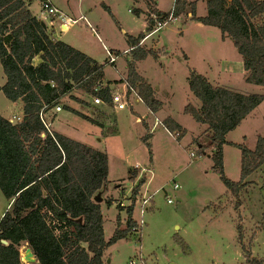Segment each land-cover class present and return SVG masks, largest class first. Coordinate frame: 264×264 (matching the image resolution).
I'll return each instance as SVG.
<instances>
[{
	"label": "rangeland",
	"instance_id": "obj_1",
	"mask_svg": "<svg viewBox=\"0 0 264 264\" xmlns=\"http://www.w3.org/2000/svg\"><path fill=\"white\" fill-rule=\"evenodd\" d=\"M55 1L59 7L72 10L75 18L81 12L92 17L90 21L95 32L107 49L120 51L119 58L115 64L109 63L105 49L84 21H79L64 35L59 34L60 40L72 41L71 38H76L83 47L92 51L99 64L104 66L107 82L122 77L126 79L125 67L131 59V53L124 54V51L130 48L129 38L138 37L142 31L144 37L149 33L145 29V19L129 11L136 7L135 1ZM176 1L155 0L154 3L157 8L170 14L175 11ZM179 1L193 3L196 17L208 15L207 0ZM143 2L146 7L150 2L151 10H155L153 0L138 1ZM102 3L111 8L117 22L102 7ZM186 8L187 11L179 18L177 16L174 23L163 27L140 46L152 48L159 55L166 56L164 60L149 57L139 64L140 71L149 79L152 88H160L155 98L166 103L160 114L158 111L154 115L144 103H135L122 111L106 109L104 112L94 104L89 94L78 88L59 104L63 112L54 120V129L108 156L107 188L100 194L107 240L117 228L118 215L124 218L122 228L126 226L125 209L132 202L135 186V183L128 181L130 170L141 167L137 169V182L145 180L136 200L135 217H140L139 201L145 191L154 196L140 232L111 245L104 254V264H247L249 255L264 260V163L252 172L247 179L248 185L233 195L223 183L221 174L213 170L211 148L207 150L208 155L201 151V145H210V137H206L199 123L184 112L187 105L199 103L189 89L190 72L196 70L204 74L210 67L215 72H222L221 63L230 65L236 61L239 52L229 38L226 42L222 41L220 29L192 20V8L190 5ZM33 10L36 15L41 14L39 1L35 2ZM151 18L155 23L154 14ZM50 19L46 20L41 15L45 24ZM49 30L55 32L51 28ZM58 33H62L60 28ZM233 73L231 79L223 77L219 82L226 86L234 82L235 86L230 89L244 95H264V87L243 81L241 71ZM5 82L6 76L0 62V85ZM120 89L118 85L114 86L112 92ZM65 106L86 112L99 121L90 123L77 115H70ZM21 109V105L11 102L4 93H0V114L15 120V117H22ZM54 112H49L48 121L54 118ZM159 116H172L178 120L186 130L185 136L179 140L175 134H169L160 126ZM226 137L233 145L227 144L223 150L224 174L232 182H238L241 179L242 155L234 144H243L253 150L259 137L264 138V102ZM142 169L150 171L145 173ZM175 185L179 188L175 189ZM108 200L113 203L108 205ZM8 207V200L0 190V219ZM120 208L124 210L120 211ZM238 225L243 229L242 244ZM28 247L27 244L21 247V258ZM35 264H39L38 261Z\"/></svg>",
	"mask_w": 264,
	"mask_h": 264
},
{
	"label": "trees",
	"instance_id": "obj_2",
	"mask_svg": "<svg viewBox=\"0 0 264 264\" xmlns=\"http://www.w3.org/2000/svg\"><path fill=\"white\" fill-rule=\"evenodd\" d=\"M182 3L176 1L175 15H182L190 5L192 20L220 29L222 38L232 40L242 56L247 83L264 87V23L252 22L264 11V4L258 0H207L208 15L196 17L193 3ZM30 4L31 0H0V62L6 76L0 93L13 103H23L20 122L12 123L0 114V190L9 206L0 219V264H23L21 247L24 244L31 248L39 264H104V254L111 245L136 233L133 232L137 229L133 218L136 199L145 180L137 182L138 171L130 170L128 181L135 186L132 202L125 209L126 226L122 228L118 215L117 228L107 240L102 204L95 201L107 188V154L54 130L49 132L41 112H51L75 88L110 103L113 84L107 82L105 88L96 91L99 84H104V66L57 39L45 22L33 15ZM104 8L117 22L109 7L104 5ZM152 14L160 19L169 15L150 10L149 31L154 25ZM143 38V34L130 37V48ZM130 53L126 79L115 84L125 81L137 88L145 106L156 113L163 103L139 75L136 64L148 57L157 59L159 53L145 47H137ZM188 82L201 106L189 104L184 112L207 126L205 135L211 143L201 145V151L208 155L207 150L211 148L213 170L221 174L228 190L237 195L248 185L252 172L264 163V138L259 137L253 150L234 144L241 151L242 161L241 179L232 182L224 174L223 150L225 145H233L226 136L264 102V95H244L215 86L196 70L190 72ZM65 109L90 123H98L69 106ZM163 124L179 140L186 134L182 125L170 117ZM112 203L108 200V205ZM238 229L242 244L243 229L240 225ZM247 264H264V260L249 255Z\"/></svg>",
	"mask_w": 264,
	"mask_h": 264
},
{
	"label": "built area",
	"instance_id": "obj_3",
	"mask_svg": "<svg viewBox=\"0 0 264 264\" xmlns=\"http://www.w3.org/2000/svg\"><path fill=\"white\" fill-rule=\"evenodd\" d=\"M38 1L40 3V8H41V11L44 15V18L46 20H49L50 18H55L56 20H58L60 22V24L64 27V29H62L63 32L69 30L71 27H73L79 21L86 20L85 17H80L79 19H72V18L67 17L52 2V0H38ZM258 1L260 3L264 4V0H258ZM155 20L156 21L154 23V27L149 31L148 34H146V36L139 42V44L136 45L135 47H131L128 50L124 51V54L130 53L132 50L136 49L137 47H140L141 45H143V43L148 38H150L151 36L156 35L158 32H160L161 29H163V27L167 26L170 23H174L177 20V16L175 15V11H174V12H171L167 17L162 18V19L158 18L155 15ZM49 22L51 25H54L55 20L50 19ZM252 22L254 24H257V25L263 24L264 23V11L261 14L255 16V18H253ZM105 51H106L109 63L115 64L117 62V59L119 58V55L110 51L106 47H105ZM105 87H106V84L102 83V84H99L95 90L98 91L99 89H102ZM118 87H121V89H120V91H115L112 93L110 103H105L103 100H101V98H99L97 96H91L94 104L100 108H103V109L122 111V110L128 109V107L130 105L132 106L135 103H137V104H143L144 103V101H143L142 97L140 96L137 88L130 87L128 85V83L125 81L122 84H120V86H118ZM55 109L57 112H59L63 108L60 105H58ZM41 118H42L43 123L47 127L48 131L51 132V130H52L51 124L47 121V114H44L43 111L41 112ZM14 119L15 120H10V121L12 123H17V122L21 121V117H15ZM14 121H16V122H14ZM159 123L162 124L163 127L165 128V126L161 120ZM135 169L136 170L141 169V167H135ZM142 171L145 173H148V171H150V170L142 169ZM178 188H179V186L175 185V189H178ZM138 197H139V195H138ZM153 197L154 196L150 195L147 191H145V194L142 195V198L139 201V203H140V206H139L140 217L139 218H137L135 216L133 217L135 222L137 223V229L136 228L133 229V232H136V233L138 231L140 232L141 228L145 225V215H146V212L150 206V202L153 200ZM169 203H171V199H169ZM121 205H122V207H127V206H124V204H121ZM22 262H25V261H22Z\"/></svg>",
	"mask_w": 264,
	"mask_h": 264
},
{
	"label": "crops",
	"instance_id": "obj_4",
	"mask_svg": "<svg viewBox=\"0 0 264 264\" xmlns=\"http://www.w3.org/2000/svg\"><path fill=\"white\" fill-rule=\"evenodd\" d=\"M135 2V5H136V7H134L133 9H130L129 11L130 12H134V14H136L139 18H141V17H143L144 19H145V29L146 30H148V28H149V18H148V14L150 13V10H151V8H152V6H151V4H150V2L149 3H147V7H148V9H147V7H146V5H145V3L143 2V3H138V1L139 0H134ZM144 1V0H143ZM154 1L155 0H153V9H157V10H159V11H161V12H163V13H167V14H169L168 12H166V11H164V10H161V9H159V8H157V6H155V3H154ZM35 2H38V1H32L31 0V4H30V6H29V9H30V11L33 13V15L34 16H36L37 18H40L41 19V15L43 16V13H42V11H41V8H40V12H41V14L40 15H36L35 14V12H34V10H33V7H34V4H35ZM52 2L67 16V17H69V18H72V19H79L80 17H85L86 18V20H81V21H84L85 23H86V25L92 30V32H93V34L95 35V37L97 38V41L99 42V43H101V45H102V47H103V49H105V44H104V42L102 41V39L100 38V36L95 32V30H94V28H93V26H92V23H91V21L90 20H92V17L90 18L89 17V15L88 14H86V13H84V12H81L80 13V15L78 16V17H74V14L72 13V10H70V9H68L67 7H64V6H62V7H59L57 4H56V1L55 0H52ZM148 2V1H147ZM104 5H105V3H102V7L104 8ZM107 6V5H106ZM108 7V6H107ZM105 9V8H104ZM109 9H110V11H111V13H112V10H111V8L109 7ZM106 10V9H105ZM112 15H113V13H112ZM114 16V15H113ZM189 16H191V14L189 15ZM115 17V16H114ZM198 17H205V16H198ZM148 19V21H147V19ZM178 18H179V16H178ZM115 19H116V17H115ZM46 25H47V27L48 28H51V29H53L55 32H54V36L57 38V39H59L60 40V37H59V34H62V35H64L65 33H67L68 31H71V29L72 28H74L77 24H75L73 27H71L69 30H67V31H65V32H63L62 31V29H64V27L60 24V22L58 21V20H55V23H54V25H51L50 24V22H46ZM92 27H91V26ZM58 28H60V30H61V32L62 33H58ZM125 32V31H124ZM141 33H144V31H142ZM140 33V34H141ZM127 36H128V34L127 33H125ZM139 34V35H140ZM134 38H136V37H134ZM71 40L72 41H68V40H66V41H64L65 43H67V44H69V45H71L72 47H74V48H76V49H78V50H80L81 52H83V53H85L87 56H89L90 58H92V59H94L96 62H98L97 61V59H96V57H94V55H93V53H92V51H90L89 49H86L85 47H83V45L79 42V40H77L76 38L74 39V38H71ZM226 40H227V38H222V41L223 42H226ZM236 48V47H235ZM110 51H112V52H114L115 54H119L120 53V51L119 50H110ZM185 56H186V59H188V56L185 54ZM149 58V57H148ZM166 58V56L165 55H159L158 56V58H157V60H164ZM144 61V60H143ZM140 62H142V61H139V62H137V71H138V73H139V75L141 76V77H143L149 84H150V82H149V79L147 78V77H145V76H143V74H142V72L140 71V69H139V64H140ZM99 63V62H98ZM221 65H223V68H222V72H219L218 70L215 72L214 71V69H212V67H210V69H209V71L208 72H205L204 74H202V75H204L207 79H208V81L209 82H211V79H212V82H214V83H212V84H214L215 86H221V87H225V88H228V89H230V88H232L233 86H235V84H234V82L232 83V85L230 84V85H224V84H221L220 82H219V80H221L220 78H223V77H226V78H229V79H231V76H232V74H234L233 72L234 71H236V70H238V71H241V74H243V78H242V80L243 81H245L246 83H247V81H246V78H247V72L245 71V68H244V63H243V61H242V56L239 54L238 55V57H237V59H236V61H232V63L230 64V65H226V63H221ZM126 68V67H125ZM104 74H105V72H104ZM201 74V73H200ZM214 74V75H213ZM124 76H127V72L125 71V73H124ZM125 78V77H124ZM121 79H123V77L121 78ZM103 81H104V83H107V81L105 80V78L103 79ZM116 81H118V80H116ZM116 81H112L111 83L113 84L112 86L114 87V86H117V85H115V82ZM254 85V84H253ZM1 86H3V85H1ZM118 86H120V84H118ZM229 86H231V87H229ZM258 86V85H257ZM113 87H111V88H113ZM76 89V88H75ZM74 89V90H75ZM160 90V88H157L156 90H154V96L155 95H157V93H158V91ZM230 90H234V89H230ZM73 91V90H72ZM84 91V90H83ZM85 92V91H84ZM88 94V93H87ZM160 102H162L163 103V106H162V108L165 106V102L164 101H162V100H159ZM19 105H21V107L23 108V103L21 102V101H19V102H17ZM17 103H15V104H17ZM61 106V105H60ZM197 108H200V106H201V103H200V101H199V103H196V105H195ZM62 107V106H61ZM63 108V107H62ZM72 108V107H71ZM161 108V109H162ZM73 109H75V108H73ZM100 109H103V108H100ZM148 109V108H147ZM160 109V110H161ZM22 110V109H21ZM53 110H55V112H54V118L51 120H49L48 122L51 124V127H52V130H54V131H56L55 129H54V127H53V124H54V120L57 118V115L59 114V113H61V112H63V109L61 110V111H59V112H57L56 111V109H53ZM52 110V111H53ZM75 110H77V109H75ZM149 110V109H148ZM160 110H159V114H160ZM79 111V110H78ZM103 111L104 112H106V109H103ZM150 111V110H149ZM22 112V111H21ZM80 112V111H79ZM70 115H72V113L71 112H68ZM82 113H84V114H87V115H89L90 116V114H88V113H86V112H82ZM153 113V112H152ZM49 114V113H48ZM48 114H47V117H49L48 116ZM154 115H156V114H158V112H156V113H153ZM74 115V114H73ZM5 117V116H4ZM90 117H92V118H94L95 120H97V121H99L97 118H95V117H93V116H90ZM6 118V117H5ZM167 117H160L159 116V120H161L162 122L164 121V119H166ZM170 118H172V116H170ZM173 120H175V118H172ZM176 122H178V120H175ZM245 121V120H244ZM160 122V121H159ZM146 123H148L147 121H146ZM178 123H180V122H178ZM181 124V123H180ZM148 125V124H147ZM146 125V126H147ZM182 125V124H181ZM200 126H201V128H202V130H203V132L204 133H206V130H207V126H205V125H202V124H199ZM160 126H162L163 127V125L162 124H160ZM148 127H149V125H148ZM182 127H183V125H182ZM164 128V127H163ZM184 128V127H183ZM164 129H166V128H164ZM167 130V129H166ZM201 130V129H200ZM57 132V131H56ZM168 132V131H167ZM169 133V132H168ZM170 134V133H169ZM210 155H211V153H210ZM211 158V157H210ZM120 217H121V215H120ZM123 219L124 218H122L121 217V221L123 222Z\"/></svg>",
	"mask_w": 264,
	"mask_h": 264
},
{
	"label": "water",
	"instance_id": "obj_5",
	"mask_svg": "<svg viewBox=\"0 0 264 264\" xmlns=\"http://www.w3.org/2000/svg\"><path fill=\"white\" fill-rule=\"evenodd\" d=\"M101 193H102V192H100V193L98 194V196L96 197V199H95V201L98 202V203H100L101 200H102V198H101V196H100ZM3 242H4L5 244H7L6 241H3ZM25 255H26V261H25V262H27L28 264H35V262L37 261V259L35 258L34 253L32 252V250H31L30 247L26 248V253H25ZM21 261H23V258H21Z\"/></svg>",
	"mask_w": 264,
	"mask_h": 264
},
{
	"label": "bare ground",
	"instance_id": "obj_6",
	"mask_svg": "<svg viewBox=\"0 0 264 264\" xmlns=\"http://www.w3.org/2000/svg\"><path fill=\"white\" fill-rule=\"evenodd\" d=\"M23 261H26V255H24V257H23Z\"/></svg>",
	"mask_w": 264,
	"mask_h": 264
}]
</instances>
